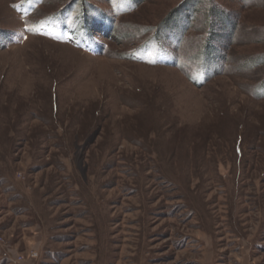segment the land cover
Returning a JSON list of instances; mask_svg holds the SVG:
<instances>
[{"label": "rangeland", "instance_id": "obj_1", "mask_svg": "<svg viewBox=\"0 0 264 264\" xmlns=\"http://www.w3.org/2000/svg\"><path fill=\"white\" fill-rule=\"evenodd\" d=\"M208 260L264 264V0H0V264Z\"/></svg>", "mask_w": 264, "mask_h": 264}, {"label": "built area", "instance_id": "obj_2", "mask_svg": "<svg viewBox=\"0 0 264 264\" xmlns=\"http://www.w3.org/2000/svg\"><path fill=\"white\" fill-rule=\"evenodd\" d=\"M30 257H31V258H35V257H37V254L34 253V254L30 255ZM23 258H24V257H21V256H20V257L18 258L17 261H18V262H21V261H23Z\"/></svg>", "mask_w": 264, "mask_h": 264}, {"label": "crops", "instance_id": "obj_3", "mask_svg": "<svg viewBox=\"0 0 264 264\" xmlns=\"http://www.w3.org/2000/svg\"><path fill=\"white\" fill-rule=\"evenodd\" d=\"M205 264H212V262L210 260H208V263H205Z\"/></svg>", "mask_w": 264, "mask_h": 264}]
</instances>
